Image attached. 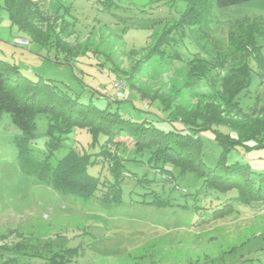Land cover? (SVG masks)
I'll use <instances>...</instances> for the list:
<instances>
[{
  "label": "rangeland",
  "instance_id": "374dc122",
  "mask_svg": "<svg viewBox=\"0 0 264 264\" xmlns=\"http://www.w3.org/2000/svg\"><path fill=\"white\" fill-rule=\"evenodd\" d=\"M32 1L72 51L67 55L58 47L24 43L26 36L12 25L0 0V60L34 82L50 80L60 94L79 103L93 101L100 109L138 123L148 121L164 132L181 125L168 122L169 113L155 98L167 99L175 110L215 106L225 112L223 117L233 118L218 95L243 57L250 85L238 99L250 114H259L264 106V0L214 7L201 26L176 36L177 47H164L160 58L145 64L143 56L157 36L178 23L188 0ZM38 25H46L45 20ZM237 26L253 39L254 53H231L232 44L242 39L237 38ZM170 52L180 57L161 58ZM219 56L227 61L224 68L207 79L192 78L191 62ZM141 61L144 70L135 75ZM50 118L44 112L36 116L31 148L39 159L48 154ZM19 133L9 115L0 113V264H46L58 253L68 264H264V203L231 202L225 208L236 193L198 195L204 186L199 174H182L172 166L154 168L152 155L138 152L130 135L122 134L109 153L98 155L104 137L79 127L62 137L53 160L72 149L81 156L93 155L96 162L86 172L98 184L87 199L60 193L22 170L15 145ZM202 136L203 162L212 169L221 148L213 133ZM111 154L120 161L122 176L114 175ZM228 161L264 173V148L238 147Z\"/></svg>",
  "mask_w": 264,
  "mask_h": 264
},
{
  "label": "trees",
  "instance_id": "16d2710c",
  "mask_svg": "<svg viewBox=\"0 0 264 264\" xmlns=\"http://www.w3.org/2000/svg\"><path fill=\"white\" fill-rule=\"evenodd\" d=\"M2 1L4 9L9 13L12 25L26 36L25 40L28 44L34 43L49 48L58 47L59 50L62 49L69 55L72 50L69 43L61 37L63 33L56 32L49 23L50 18L44 15L37 4L32 0ZM249 1L188 0L186 11L181 15L178 23L157 36L155 46L143 56V63H148L155 57L160 58V53H164V47L171 48V50L177 47L176 36L181 37L187 30L201 26L203 21L207 20V13L214 7L226 9ZM39 20H45L46 25L39 26ZM240 28L236 27L237 38L240 36L242 39L232 44L231 53L236 54L241 50L254 53L256 46L254 47L253 39L248 34L244 35V32H240ZM74 32V28L71 29L66 39ZM170 53L169 57L162 56L161 58L169 60L173 57L176 60V57H180L178 53H172L173 55ZM228 55L225 54V56ZM109 57L113 58L112 55L107 54V58ZM222 59L219 56L215 60H207V58L194 60L191 62L192 78L199 81L207 79L212 72L226 66L227 61L224 62ZM240 60L239 66L233 68L232 73L224 80L222 92L218 95L228 110L226 112L234 113L233 118L223 117L222 113L225 114V112L215 106L193 111L181 108L175 110L167 99L155 98L153 101H159L164 111L169 113L168 122L181 125L180 129L175 128L164 132L148 121L138 123L125 119L119 113L100 109L93 101L88 104L79 103L78 98L60 94L56 90L58 87L50 80L40 77L34 82L22 76L17 66L3 60H0V113L8 114L12 124L20 132L16 136L15 145L18 149L19 164L22 170L27 175L52 184L54 189L60 193H69L87 199L98 184V181L89 177L86 172L87 166L94 161L93 155L81 156L72 149L57 162L53 160V152L62 147V137L75 127H79L87 130L94 137L100 135L104 137L105 142L98 155L105 156L104 154L109 153L111 145L122 134L130 135L135 140V149L138 152L152 155L151 162L155 164L154 168L160 169L157 165L163 168L172 166L179 169L182 174L188 172L199 174L204 179V186L198 195H206L210 191L224 195L236 193L237 196L229 199L230 202L224 205L225 208L232 205L231 202L242 206L257 202L264 203V173H255L248 165L240 162L229 164L228 161L230 152L238 147L245 150L264 148V106L259 114H250L242 108L238 99L250 85L248 61L243 57ZM143 63L141 61L139 66L134 68L135 75L142 73ZM129 78H132L131 74ZM212 86L215 84L212 83ZM42 112L51 116L47 133L50 141L47 143V156L39 159L36 158L31 145L36 139V116ZM222 127L227 128L228 133H224L221 130ZM207 132L213 133L215 143L221 148L219 161L212 169L207 168L203 162L202 135ZM110 158L115 162L112 169L114 175L122 176L121 170L118 169L120 161L112 154ZM57 255H53V259H47L46 264H68L70 262L60 253ZM14 264L19 263L14 262Z\"/></svg>",
  "mask_w": 264,
  "mask_h": 264
},
{
  "label": "crops",
  "instance_id": "0c3cea01",
  "mask_svg": "<svg viewBox=\"0 0 264 264\" xmlns=\"http://www.w3.org/2000/svg\"><path fill=\"white\" fill-rule=\"evenodd\" d=\"M47 11V10H46ZM48 14H51V12L47 11ZM53 14V13H52ZM24 35V34H23ZM24 43H27V40H23Z\"/></svg>",
  "mask_w": 264,
  "mask_h": 264
}]
</instances>
